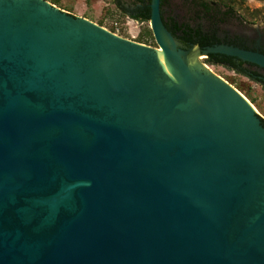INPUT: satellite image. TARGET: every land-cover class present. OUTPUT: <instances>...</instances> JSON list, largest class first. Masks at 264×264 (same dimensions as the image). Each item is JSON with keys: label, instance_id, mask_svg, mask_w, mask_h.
Here are the masks:
<instances>
[{"label": "water", "instance_id": "water-1", "mask_svg": "<svg viewBox=\"0 0 264 264\" xmlns=\"http://www.w3.org/2000/svg\"><path fill=\"white\" fill-rule=\"evenodd\" d=\"M156 47L0 0V264H264V126L150 0Z\"/></svg>", "mask_w": 264, "mask_h": 264}, {"label": "rangeland", "instance_id": "rangeland-1", "mask_svg": "<svg viewBox=\"0 0 264 264\" xmlns=\"http://www.w3.org/2000/svg\"><path fill=\"white\" fill-rule=\"evenodd\" d=\"M49 3L57 1L56 7L73 16L85 18L95 24L102 22V26L118 37L136 42L142 28L145 26L132 18L133 0H47ZM171 11L175 16L182 17L184 10L180 0H171ZM260 0H234V18L232 23L225 27L245 26L247 30H258L259 24L264 23L260 18L253 16V12L262 8ZM149 26V25H148ZM221 46V45H219ZM179 49L182 46L179 45ZM188 50V49H187ZM209 70L239 91L246 99L250 96L251 104L262 122H264V87L245 74H240L222 66H212L203 62ZM248 100V99H247ZM249 101V100H248ZM250 102V101H249Z\"/></svg>", "mask_w": 264, "mask_h": 264}, {"label": "flooded vegetation", "instance_id": "flooded-vegetation-1", "mask_svg": "<svg viewBox=\"0 0 264 264\" xmlns=\"http://www.w3.org/2000/svg\"><path fill=\"white\" fill-rule=\"evenodd\" d=\"M171 3V0L160 1L161 19L163 25H166L169 29L176 25L179 32H177L174 37L171 31L165 28L184 50L189 49L192 45L200 50L223 45L264 56V23L259 24L258 30H247L243 25L238 26V30H236L234 27H225L232 23L231 20L234 16H227L226 19L221 18V20L218 18H204L201 13L199 14L192 9L193 5L188 3L183 5L181 2L180 5L184 10V15L182 17H177L170 12ZM132 6L133 10L131 16L134 18L138 15L137 11L141 7V0H133ZM181 26L188 27L189 31H191L192 39L196 43L184 42L177 37L180 36L181 31H187V29L184 27L181 28ZM201 37L207 39V45L204 47H199V40ZM203 62L212 66H222L234 72L245 74L264 87V69L254 64L243 62L235 57L222 54H208Z\"/></svg>", "mask_w": 264, "mask_h": 264}, {"label": "trees", "instance_id": "trees-1", "mask_svg": "<svg viewBox=\"0 0 264 264\" xmlns=\"http://www.w3.org/2000/svg\"><path fill=\"white\" fill-rule=\"evenodd\" d=\"M47 1V0H46ZM161 1V0H160ZM166 1V0H165ZM183 5L185 4H191L193 5V10H195L197 13H201L204 18H210L215 19L218 18L221 20V18L226 19L227 16L233 17L235 15L234 11V0H180ZM263 4L262 8L255 10L253 12V16L256 18H260L264 21V0H260ZM53 5H57V1L50 2ZM150 0H141V7L138 9V15L134 17L136 21L143 23L145 26L142 28L139 38L136 41L137 43L145 44L148 46L156 47L154 45V40L151 34V31L148 26L149 22V16H150ZM99 26H102V22H98ZM166 28L167 26L164 25ZM187 29V31H181L180 36H177L180 40L184 42L189 43H196L192 39L191 31H189L187 26H181V28ZM171 31L172 36L174 37L179 30L177 29L176 25H174L171 29L167 28ZM115 30L111 28V32H114ZM207 45V39L205 37H201L199 40V47H204ZM247 99L250 101L251 104L254 103V100L247 96ZM262 125L264 126V122H262Z\"/></svg>", "mask_w": 264, "mask_h": 264}, {"label": "bare ground", "instance_id": "bare-ground-1", "mask_svg": "<svg viewBox=\"0 0 264 264\" xmlns=\"http://www.w3.org/2000/svg\"><path fill=\"white\" fill-rule=\"evenodd\" d=\"M253 107V106H252Z\"/></svg>", "mask_w": 264, "mask_h": 264}]
</instances>
